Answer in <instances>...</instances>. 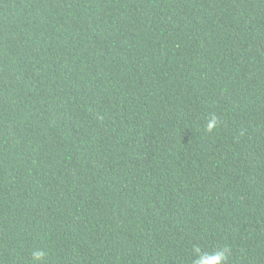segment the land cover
I'll return each instance as SVG.
<instances>
[{
	"label": "trees",
	"instance_id": "obj_1",
	"mask_svg": "<svg viewBox=\"0 0 264 264\" xmlns=\"http://www.w3.org/2000/svg\"><path fill=\"white\" fill-rule=\"evenodd\" d=\"M197 247L264 264V0H0V264Z\"/></svg>",
	"mask_w": 264,
	"mask_h": 264
},
{
	"label": "clouds",
	"instance_id": "obj_2",
	"mask_svg": "<svg viewBox=\"0 0 264 264\" xmlns=\"http://www.w3.org/2000/svg\"><path fill=\"white\" fill-rule=\"evenodd\" d=\"M220 118L215 113L210 114L207 123H206V131L210 134L214 132V130L218 129L220 126ZM196 258L193 261V264H227L228 258L231 255V249L225 247L220 248L216 251H204L199 247L195 249ZM32 256V264H40L44 260L46 256V252L42 249L35 250L31 253Z\"/></svg>",
	"mask_w": 264,
	"mask_h": 264
}]
</instances>
